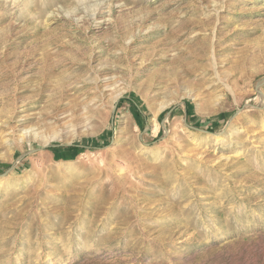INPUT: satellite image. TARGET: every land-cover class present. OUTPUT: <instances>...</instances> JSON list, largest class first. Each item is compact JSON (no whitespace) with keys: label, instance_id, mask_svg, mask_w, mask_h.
<instances>
[{"label":"rangeland","instance_id":"rangeland-1","mask_svg":"<svg viewBox=\"0 0 264 264\" xmlns=\"http://www.w3.org/2000/svg\"><path fill=\"white\" fill-rule=\"evenodd\" d=\"M0 264H264V0H0Z\"/></svg>","mask_w":264,"mask_h":264},{"label":"trees","instance_id":"trees-1","mask_svg":"<svg viewBox=\"0 0 264 264\" xmlns=\"http://www.w3.org/2000/svg\"><path fill=\"white\" fill-rule=\"evenodd\" d=\"M124 100H130L133 104H135L132 99H129V98L128 99H126V98L121 99V101H124ZM71 148L75 149V148H77V146H71Z\"/></svg>","mask_w":264,"mask_h":264}]
</instances>
